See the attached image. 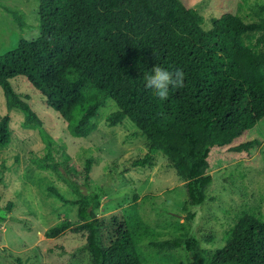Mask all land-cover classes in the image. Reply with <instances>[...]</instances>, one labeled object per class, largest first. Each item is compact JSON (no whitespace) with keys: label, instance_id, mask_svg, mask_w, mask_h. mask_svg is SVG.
Returning a JSON list of instances; mask_svg holds the SVG:
<instances>
[{"label":"trees","instance_id":"obj_1","mask_svg":"<svg viewBox=\"0 0 264 264\" xmlns=\"http://www.w3.org/2000/svg\"><path fill=\"white\" fill-rule=\"evenodd\" d=\"M242 1L250 14L226 11L211 17L204 29L202 14L181 0H39L37 36L20 37L14 48L0 54L5 105L23 113L22 126L37 130L45 157L51 158L54 137L11 79L24 77L75 137H87L95 129L93 118L112 99L117 109L106 116L108 125L128 117L148 140L146 153L131 165H150L161 151L186 181L190 203L199 205L212 181L211 148L249 151L257 139L231 143L264 117V0ZM154 66L182 69L184 87L170 86L168 98L160 100L145 86ZM9 124L10 115L0 114V150L11 142ZM90 169L88 159L85 180ZM48 190L76 205L77 219L47 227L45 237L85 232L91 264H143L131 234L116 218L114 235L104 243L106 223L96 214L102 188L72 200L54 186ZM5 207L10 209L12 202ZM153 244L188 251L197 247L193 236ZM15 262L26 264L19 256ZM211 264H264V219L244 214Z\"/></svg>","mask_w":264,"mask_h":264},{"label":"rangeland","instance_id":"obj_2","mask_svg":"<svg viewBox=\"0 0 264 264\" xmlns=\"http://www.w3.org/2000/svg\"><path fill=\"white\" fill-rule=\"evenodd\" d=\"M203 16L202 27L223 12L250 14L242 0H181ZM251 1V0H250ZM39 0H0V54L14 48L20 37L38 34ZM15 91L27 95L45 129L54 137L52 157L35 129L22 126L23 113L8 110L0 87V114L10 115L12 139L0 150V262L16 264H91L85 249V232L66 230L47 238V227L64 218L76 220V205L53 196L56 187L69 200L89 189L104 194L96 210L106 223L104 243L114 235V218L131 234L143 264H211L235 224L244 214L264 219V117L243 132L231 145L257 139L258 145L245 152L212 147L208 173L212 181L205 200L192 205L185 180L157 151L150 165L132 166L131 161L147 151V137L125 117L110 126L106 116L117 109L108 99L93 122L87 137L72 136L64 119L48 107L22 76L10 80ZM91 160L88 180L85 162ZM85 182L87 185H85ZM7 202L12 207L7 209ZM193 236L194 251L184 247L159 248L153 242Z\"/></svg>","mask_w":264,"mask_h":264},{"label":"clouds","instance_id":"obj_3","mask_svg":"<svg viewBox=\"0 0 264 264\" xmlns=\"http://www.w3.org/2000/svg\"><path fill=\"white\" fill-rule=\"evenodd\" d=\"M185 73L182 69L169 71L160 66H154L151 73L145 77V86L155 90L160 100L169 96V88H183Z\"/></svg>","mask_w":264,"mask_h":264}]
</instances>
